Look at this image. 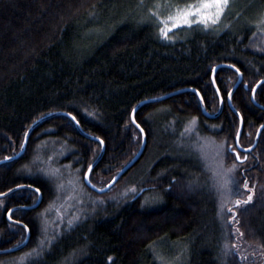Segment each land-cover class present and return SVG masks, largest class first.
I'll list each match as a JSON object with an SVG mask.
<instances>
[{"label": "trees", "instance_id": "obj_1", "mask_svg": "<svg viewBox=\"0 0 264 264\" xmlns=\"http://www.w3.org/2000/svg\"><path fill=\"white\" fill-rule=\"evenodd\" d=\"M194 2L0 0V160L20 152L39 119L66 112L86 133L103 140L105 151L90 179L104 187L142 145V133L131 119L134 108L147 99L195 88L207 110L218 111L212 75L220 63L234 64L244 75L231 98L244 121L240 144L252 146L264 125V82L256 90V102L252 99V89L264 79V0H228L215 25L180 24L169 30L171 38L162 36L164 25L149 10L167 18ZM215 78L224 98L216 118L203 113L193 90L142 105L136 120L148 144L120 181L100 193L114 201L90 203L88 214L70 231L24 264H264V127L256 148L239 150L243 159L238 158L240 117L226 91L237 82L238 72L223 66ZM160 109L182 124V139H193L186 143L195 144L201 172L193 175L190 161L195 158L187 151L182 150L180 164L157 152L162 124L171 119L160 118ZM193 117L196 126L188 131ZM211 139L220 142L224 166L231 171L222 174L205 163L212 155ZM101 151L100 140L85 135L72 117H50L31 133L20 158L0 164V194L26 184L38 187L47 200L49 179L26 171L35 162L58 174L64 169L79 173L91 189L85 174ZM166 151L173 156L175 145L169 143ZM131 179L135 185H155L147 191L163 190L152 192L150 203L146 191L125 196ZM35 191L20 188L0 197V249L26 238L25 227L16 221L27 224L32 236L23 249L1 258L30 245L37 224L34 211L41 205L32 210L23 206L34 204ZM236 200L245 203L237 205Z\"/></svg>", "mask_w": 264, "mask_h": 264}, {"label": "rangeland", "instance_id": "obj_2", "mask_svg": "<svg viewBox=\"0 0 264 264\" xmlns=\"http://www.w3.org/2000/svg\"><path fill=\"white\" fill-rule=\"evenodd\" d=\"M227 9V5L224 8L223 13L221 14L220 18L224 16V13ZM223 15V16H222ZM175 21H173L174 23ZM211 24V23H209ZM216 24V23H215ZM211 24V25H215ZM180 25V24H178ZM177 25V26H178ZM165 110V109H164ZM163 109L158 111L160 118H165L167 115ZM215 113V112H214ZM171 119L168 120L167 124L163 125V137L160 138V142L158 144L157 152L161 155V158L164 160H168L172 164H180V159H183L182 150L186 153V151L195 159H191L190 166L193 175L196 173L201 172L202 166L197 157L196 148L195 146H187L186 141H191L193 139H187L186 141L182 139V136L178 133V130H182V124L178 123L174 115L170 116ZM192 119V118H191ZM170 125V129L166 132L167 127ZM195 136V135H194ZM215 139H211V148L209 153H211V158L204 160L205 163L211 167H216V171H220L222 174H225V166H224V158L223 154H221L222 148L219 146L220 142H215ZM169 143H173L175 145V153L173 156L168 155L167 151L163 152V148L168 146ZM201 153L205 151V149L201 148ZM160 159V158H159ZM199 164V166H198ZM27 172H31L32 175L37 176H44L47 177L49 180V185L47 188L49 189L48 192L51 193L50 197L44 200L41 203V207L34 211V218L37 222L36 230L34 233V237L31 240L30 245L25 248L20 254H13L9 258L0 257V264H6L5 260L9 259H18V264H24L36 259L39 255L43 253V251L49 247L56 239L70 231L78 222V219H81L82 216H86L88 214L87 207L90 203L100 202L102 205H105L107 202H112L114 200L112 196H101L100 193L88 189L85 187L84 179L82 175L75 172H68V169H64V173H56L51 170H46V167L41 168L38 166L37 162H35L33 169L29 170L26 169ZM48 172V173H46ZM204 172V171H202ZM134 179H131L128 183L129 192H124L125 196H133L137 192H149L147 193V203L154 202L152 199V192H160L163 188L158 187L156 189H151L147 191L148 187H154V184L142 186V184L135 185L136 183L133 182ZM132 182V183H131ZM133 186H137L138 189L133 190ZM203 187V186H202ZM200 188V187H199ZM201 189V188H200ZM155 190V191H153ZM123 192V191H122ZM157 194V193H154ZM49 195V194H47ZM98 195V196H97ZM39 197V196H38ZM38 197H33V202L36 203ZM213 199V198H212ZM161 200L158 201L160 203ZM242 205L245 203V200H241ZM157 204V202H156ZM78 217V219H76ZM71 221V223H69ZM32 237V236H31ZM51 238V242L47 243L42 249L38 248V244L41 239ZM30 242V241H29ZM29 244V243H28ZM27 244V245H28ZM37 249L39 255H32L28 256L25 260L21 261L19 258L22 256L21 254L29 253L31 250ZM177 254V253H176ZM21 255V256H19ZM18 256V257H17ZM14 257V258H13ZM4 258V259H3ZM15 262L14 260H10Z\"/></svg>", "mask_w": 264, "mask_h": 264}, {"label": "water", "instance_id": "obj_3", "mask_svg": "<svg viewBox=\"0 0 264 264\" xmlns=\"http://www.w3.org/2000/svg\"><path fill=\"white\" fill-rule=\"evenodd\" d=\"M223 66H229V64H227V63H221V64H219V65H217L215 68H214V74H215V72L218 70V68H220V67H223ZM242 80H243V76L242 75H240V78H239V80L236 82V84H235V87L231 90L232 91V95L234 94V92H235V88L237 87V86H239L240 85V83L242 82ZM213 82H214V85H215V87H216V89L218 88V86H217V84H216V81H215V79H213ZM260 83L261 82H259L256 86H255V92L254 93H252V99H253V101L254 102H256V99H255V93H256V90H257V88H258V86L260 85ZM246 87H247V85H246ZM219 89V88H218ZM189 90H193V91H196L197 93H198V95H199V98H200V101H201V105H202V110H203V113L206 115V116H208V117H216V116H218L219 115V113L222 111V109H223V107H224V103H223V100L221 99V106H220V108H219V111L217 112V113H211V112H209L208 110H207V108H206V106H205V102H204V99H201V94L197 91V89H195V88H184V89H180L179 91H176V92H170V93H168V94H166V95H163V96H159V97H155V98H151V99H147V100H144V101H141L135 108H134V110H133V113H132V117H131V119H132V121H133V123L139 128V130L141 131V129H142V131H141V133H142V136H143V143H142V146H141V148H140V150H139V152H138V154L126 165V166H124L119 172H118V174L115 176V178L109 183V184H107L106 186H104V187H97L92 181H91V179H90V174H91V171H92V169H93V167L95 166V164L102 158V156H103V154H104V151H105V144H104V142L102 143V151H101V153H100V155H99V157H98V159L93 163V165L91 166V170L89 171V169L87 170V172H86V174H85V182H86V184L91 188V189H93L94 191H96L97 193H105V192H107L108 190H110L118 181H119V179L129 170V169H131L137 162H138V160L141 158V156H142V154L144 153V150H145V148H146V146H147V142H148V140H147V135H146V132H145V129L137 122V120H136V112H137V110L142 106V105H144L145 103H149V102H159V101H162V100H164V99H166V98H168V97H170V96H173L174 94H176V93H178V92H183V91H189ZM218 93L220 94V91H218ZM232 97V96H231ZM229 104L231 105V107L234 109V111L238 114V116L240 117V127H239V134H238V137H237V143H238V145H239V139H240V135H241V132H242V129H243V126H244V121H243V117H242V115H241V113L235 108V106L233 105V103H232V98H229ZM258 104V103H257ZM61 113H65V114H67V115H69V113H66V112H53V113H50V114H47L46 116H44L43 118H41L40 120H38L35 124H33V126L28 130V132H27V134H26V137H25V142H24V144H23V149L22 150H24V148L26 147V145H27V142H28V139H29V137H30V135H31V133H32V131H33V129L35 128V127H37L40 123H42L44 120H46V119H48V118H50V117H53V116H56V115H58V114H61ZM70 117H72L73 118V116L72 115H69ZM77 120L75 119V122H76ZM76 125L78 126V128L85 134V135H87V136H89V137H91V138H95V139H98V140H100L101 141V139L99 138V137H95V136H92V135H90V134H88V133H86L83 129H82V127L80 126V124L78 123H76ZM264 127V125L260 128V130H259V132H258V136H257V138H256V141H255V144L253 145V147H255V145L257 144V142H258V137H259V134H260V132H261V130H262V128ZM103 141V140H102ZM240 146V145H239ZM11 159H13V158H11ZM11 159H3V160H0V164L1 163H3V162H5V161H8V160H11ZM21 187H24V188H32V189H38L37 187H35V186H31V185H25V184H23V185H19V186H17L16 188H14V189H18V188H21ZM11 191H13L12 189H11ZM11 191H8V192H5V193H1V194H3V195H0V197L1 196H4V195H7V194H9V193H11ZM38 193V195H39V199L37 200V202L36 203H34V204H32V205H30V206H23L24 208H27V209H30V210H32V209H35V208H37V207H39L40 205H41V203H42V201H43V193L41 192V191H38L37 192ZM10 215V214H9ZM11 218V217H10ZM16 222H18V223H20L21 225H23L24 227H25V225L27 226V227H25V229H26V232H27V234H26V238L24 239V241L23 242H21V243H19L18 245H15V246H12V247H9V248H5V249H0V253H3V252H6V253H9V252H14V251H18V250H20V249H22L23 247H25L28 243H29V241H30V238H31V231H30V228H29V226L27 225V224H25V223H23V222H20V221H16Z\"/></svg>", "mask_w": 264, "mask_h": 264}, {"label": "snow or ice", "instance_id": "obj_4", "mask_svg": "<svg viewBox=\"0 0 264 264\" xmlns=\"http://www.w3.org/2000/svg\"><path fill=\"white\" fill-rule=\"evenodd\" d=\"M227 3H228V0H197V2L190 3V4H187L183 7L176 8V14L175 15H169V16H167V18L160 16L159 12H157L155 9H150L149 11L151 14L156 16L157 20L161 24L164 25L163 27L159 28L161 35L164 36L165 38H171V37H169V30L171 28L177 27L178 24L192 25L194 23H197V24H203V25L207 26L209 23H211V24L217 23L221 14L224 11V8L227 5ZM156 7L158 8L160 6L157 5ZM173 21H175V22L172 23ZM231 67L235 71H237L238 73L240 72V69H238L235 65H232ZM217 91H219L218 88H217ZM226 91L228 93L229 98H231L232 91L228 90V89H226ZM252 91L254 93L255 88H253ZM201 99H203V97H201ZM221 99H223V97H221ZM69 115H71V114H69ZM73 119L75 120V117H73ZM196 119L197 118L193 117L192 120L189 122V124L186 126L188 131H192L193 128H195ZM76 123L78 124L79 121H76ZM141 131H142V129H141ZM201 139H203V138H201ZM100 142L103 143L102 140ZM194 146H195V144H194ZM237 157L240 158L238 153H237ZM5 159H11V158L5 157ZM240 159H243V158H240ZM234 167H235V165H233V168ZM90 170H91V165H89V171ZM225 171L227 173V172L231 171V169H228ZM244 187L248 188V184L245 183ZM133 190H135L134 187H133ZM36 191H40V190L36 189ZM0 195H3V194H0ZM251 199H252V196L249 195L248 200H251ZM235 203L237 205H239L242 203V201L236 200ZM9 213L11 214V210H9ZM76 219H78V217H76ZM69 223H71V221H69ZM25 227H27V226L25 225ZM50 242H51V238L41 239L39 244H38V248L42 249L47 243H50ZM32 255H39V252L37 251V249H33L29 253L23 254L19 259L21 261H23L28 256H32ZM108 259L111 260V257H109Z\"/></svg>", "mask_w": 264, "mask_h": 264}, {"label": "bare ground", "instance_id": "obj_5", "mask_svg": "<svg viewBox=\"0 0 264 264\" xmlns=\"http://www.w3.org/2000/svg\"><path fill=\"white\" fill-rule=\"evenodd\" d=\"M220 64H221V63H220ZM218 65H219V64H218ZM232 65H234V64H231V63H230L228 67L232 68V67H231ZM216 66H217V65H216ZM235 66H236V65H235ZM236 67H237V66H236ZM237 68H238V67H237ZM218 69H219V68H218ZM238 69H239V68H238ZM217 71H218V70H217ZM217 71H216L215 74H214V70H213L212 80H213V79L216 80L215 75H216ZM240 75H242V76H243V79H244V75H243V73H242L241 70H240V72L238 73L239 78H240ZM239 78H238V80H239ZM238 80H237V81H238ZM242 82H243V80H242ZM242 82H241V83H242ZM259 82L263 83V82H264V79L260 80ZM259 82H258V83H259ZM213 83H214V82H213ZM241 83H240V84H241ZM258 83H257V84H258ZM261 83H260V84H261ZM235 84H236V83H235ZM234 87H235V85L233 86V88H234ZM238 87H239V86H237V87L235 88V91L237 90ZM247 87H248V85H247ZM247 87H246V88H247ZM233 88H232V89H233ZM232 89H231V90H232ZM219 91H220V90H219ZM198 92H199V91H198ZM217 92H218V91H217ZM218 94H219V93H218ZM221 97H222V94H221V91H220V94H219V98H220V106H221ZM222 100H223V103H224V99H222ZM228 100H229V96H228ZM205 106H206V105H205ZM230 106H231V105H230ZM231 108H232V107H231ZM232 109H233V108H232ZM233 110H234V109H233ZM218 111H219V110H218ZM218 111H216L215 113H217ZM222 111H223V109H222ZM222 111L219 113V115L222 113ZM71 115H72V114H71ZM219 115H218V116H219ZM72 116H73V115H72ZM218 116H216V117H218ZM216 117H210V118H216ZM39 120H40V119H39ZM35 123H36V122H35ZM35 123H34V124H35ZM32 126H33V125H32ZM32 126H31V127H32ZM31 127H30V128H31ZM261 127H262V126H261ZM261 127H260V128H261ZM35 128H36V127H35ZM35 128H34V129H35ZM137 128H138V127H137ZM260 128H259V130H260ZM34 129H33V131H34ZM138 129H139V128H138ZM262 129H263V128H262ZM259 130H258V132H259ZM33 131H32V132H33ZM261 132H262V130H261ZM261 132H260V134H259L258 141H259V138H260V136H261ZM241 133H242V132H241ZM238 134H239V132H238ZM90 135H92V134H90ZM92 136H94V135H92ZM257 136H258V133H257V135H256V138H257ZM95 137H97V136H95ZM237 137H238V136H237ZM240 137H241V135H240ZM90 138H91V137H90ZM93 139H95V138H93ZM147 139H148V138H147ZM28 141H29V139H28ZM255 141H256V139H255ZM24 142H25V140H24ZM142 143H143V136H142ZM257 143H258V142H257ZM23 144H24V143H23ZM147 144H148V142H147ZM254 144H255V142H254ZM254 144H253V145H254ZM27 145H28V142H27ZM27 145H26V147H27ZM239 145H240V146H239ZM239 145H238V143H237V148H238L239 150L246 151V152H247V151H252V150H254V149L256 148V146H257V144H256L255 147H253V145L250 146V147H248V148L242 147L241 144H240V139H239ZM141 146H142V145H141ZM26 147H25V148H26ZM146 147H147V146H146ZM25 148H24V150H22V149H23V146H22V149L20 150V152H18L17 154H15V155H13V156L10 157V158H13V159L8 160V161H5V162H3V163L10 162V161H13V160H15V159L20 158V157L23 155V153H24V151H25ZM140 148H141V147H140ZM145 150H146V148H145ZM145 150H144V152H145ZM235 151L238 153L237 150H235ZM138 152H139V151H138ZM137 154H138V153H137ZM137 154H136V155H137ZM136 155H135V156H136ZM142 155H143V154H142ZM98 157H99V156H98ZM98 157L96 158V160L98 159ZM141 157H142V156H141ZM4 159H5V158H4ZM140 159H141V158H140ZM140 159H139V160H140ZM2 160H3V159H2ZM96 160H95V161H96ZM100 160H101V159H100ZM100 160H99V161H100ZM139 160H138V161H139ZM95 161H94V162H95ZM99 161L95 164V166L99 163ZM94 162H93V163H94ZM3 163H1V164H3ZM93 163L91 164V166L93 165ZM95 166H94V167H95ZM94 167H93V168H94ZM114 178H115V177H114ZM114 178H113V179H114ZM113 179H112V180H113ZM120 179H121V178H120ZM120 179H119V181H120ZM112 180H111V181H112ZM111 181H110V182H111ZM119 181H118V182H119ZM110 182H109V183H110ZM118 182H117V183H118ZM109 183H108V184H109ZM117 183H116V184H117ZM116 184H115V185H116ZM25 185H26V184H25ZM31 186H33V185H31ZM35 187H36V186H35ZM14 188H16V187H14ZM14 188H12L13 191L17 190V189H14ZM21 188H24V187H21ZM37 188H38V187H37ZM18 189H20V188H18ZM38 189H39V188H38ZM39 190H40V189H39ZM9 191H10V190H9ZM13 191H11V192H13ZM40 191H41V190H40ZM7 192H8V191H7ZM41 192H42V191H41ZM38 196H39V195H38ZM38 199H39V197H38ZM11 247H12V246H11ZM8 248H9V247H8ZM23 248H24V247H23ZM23 248H22V249H23ZM3 249H5V248H3ZM20 250H21V249H20ZM18 251H19V250H18ZM14 252H16V251H14ZM3 253H6V252H3ZM3 253H0V254H3ZM9 253H11V252H9Z\"/></svg>", "mask_w": 264, "mask_h": 264}, {"label": "flooded vegetation", "instance_id": "obj_6", "mask_svg": "<svg viewBox=\"0 0 264 264\" xmlns=\"http://www.w3.org/2000/svg\"><path fill=\"white\" fill-rule=\"evenodd\" d=\"M224 99V98H223ZM229 101V100H228ZM235 150H237L238 151V154H239V149L238 148H236ZM240 151H242V150H240ZM236 152V151H235ZM237 153V152H236ZM35 192H38V191H35Z\"/></svg>", "mask_w": 264, "mask_h": 264}]
</instances>
